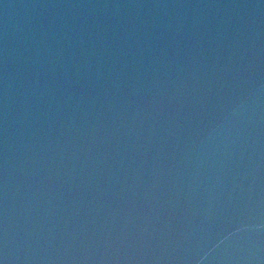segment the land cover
<instances>
[{
	"label": "water",
	"instance_id": "water-1",
	"mask_svg": "<svg viewBox=\"0 0 264 264\" xmlns=\"http://www.w3.org/2000/svg\"><path fill=\"white\" fill-rule=\"evenodd\" d=\"M0 264H264V0H0Z\"/></svg>",
	"mask_w": 264,
	"mask_h": 264
}]
</instances>
